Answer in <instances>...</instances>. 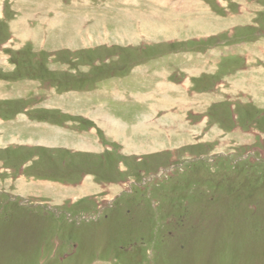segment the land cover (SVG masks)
Returning a JSON list of instances; mask_svg holds the SVG:
<instances>
[{
  "label": "rangeland",
  "instance_id": "374dc122",
  "mask_svg": "<svg viewBox=\"0 0 264 264\" xmlns=\"http://www.w3.org/2000/svg\"><path fill=\"white\" fill-rule=\"evenodd\" d=\"M191 1L0 0V264H264V0Z\"/></svg>",
  "mask_w": 264,
  "mask_h": 264
},
{
  "label": "crops",
  "instance_id": "0c3cea01",
  "mask_svg": "<svg viewBox=\"0 0 264 264\" xmlns=\"http://www.w3.org/2000/svg\"><path fill=\"white\" fill-rule=\"evenodd\" d=\"M192 1H194V3H196V2H197L196 0H192ZM192 1H191V2H192ZM197 3H198V2H197ZM47 36H48V34H47Z\"/></svg>",
  "mask_w": 264,
  "mask_h": 264
}]
</instances>
